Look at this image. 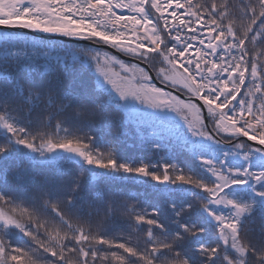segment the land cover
<instances>
[{
	"label": "snow or ice",
	"instance_id": "6c2138e0",
	"mask_svg": "<svg viewBox=\"0 0 264 264\" xmlns=\"http://www.w3.org/2000/svg\"><path fill=\"white\" fill-rule=\"evenodd\" d=\"M0 264H264V0H0Z\"/></svg>",
	"mask_w": 264,
	"mask_h": 264
},
{
	"label": "trees",
	"instance_id": "16d2710c",
	"mask_svg": "<svg viewBox=\"0 0 264 264\" xmlns=\"http://www.w3.org/2000/svg\"><path fill=\"white\" fill-rule=\"evenodd\" d=\"M43 63V62H42ZM126 150V152H127V154L129 155V156H131L133 159H135V158H137L139 155H140V153L139 152H137L136 150H129V149H125ZM145 156H148V154H144ZM150 159H151V157H149ZM130 188H136L137 186H135V185H132L131 183H129V185H128Z\"/></svg>",
	"mask_w": 264,
	"mask_h": 264
}]
</instances>
